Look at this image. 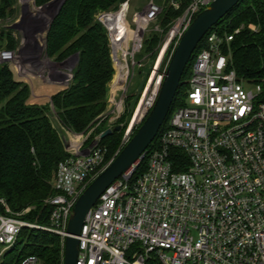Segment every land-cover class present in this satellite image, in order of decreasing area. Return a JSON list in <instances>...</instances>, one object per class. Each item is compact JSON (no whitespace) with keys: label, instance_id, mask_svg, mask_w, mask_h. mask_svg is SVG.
Instances as JSON below:
<instances>
[{"label":"built area","instance_id":"2783aa9c","mask_svg":"<svg viewBox=\"0 0 264 264\" xmlns=\"http://www.w3.org/2000/svg\"><path fill=\"white\" fill-rule=\"evenodd\" d=\"M130 1L96 17L113 68L110 126L124 112L132 80L142 75L127 141L153 108L177 42L213 0H191L166 31L159 23L163 6L156 0L133 12ZM168 6L179 9L175 0ZM237 33L213 29L206 35L190 69L184 105L172 114L157 147L146 150L88 211L77 238L76 264H264V97L260 85L237 79L224 54ZM152 34L159 41L146 51ZM17 54L0 51V62L14 64L16 74ZM66 151L53 181L56 194L46 201L48 225L22 219L0 198V258L24 229L59 236L63 249L73 205L109 163L98 142ZM18 264L39 260L27 256Z\"/></svg>","mask_w":264,"mask_h":264},{"label":"trees","instance_id":"16d2710c","mask_svg":"<svg viewBox=\"0 0 264 264\" xmlns=\"http://www.w3.org/2000/svg\"><path fill=\"white\" fill-rule=\"evenodd\" d=\"M52 1L34 0V4L43 7ZM123 1L64 0L47 31L45 55L56 64L74 58L75 65L69 83L51 96L49 104H33L30 87L17 81L9 66L0 62V198L13 213L29 208L22 217L24 220L48 225L51 207L46 201L56 194L53 181L57 165L69 155L61 133L65 130L85 134L106 110L113 68L105 31L96 17L103 12L115 11ZM165 1L159 17L164 31L191 0H175L178 10L168 6L169 0ZM15 3L16 0H0V21L14 15ZM213 29L226 35L238 30L224 48V54L230 56L231 69L237 79L260 85L264 97V0H240ZM4 37L9 41L8 48L14 49L15 41L11 35L1 31L0 41ZM205 40L206 36L187 64L166 122L147 152L157 147V139L168 127L172 114L184 105L190 69L196 55L205 47ZM158 41L159 37L152 34L145 43V50L150 51ZM138 95L129 93L125 104L128 110L122 121L130 119ZM51 114L59 127L53 124ZM126 123L120 132H112L100 139V145L106 150L104 162L108 163L116 156ZM142 170L144 161L136 173ZM15 249L19 252L17 259L8 255ZM4 256L2 264H18L27 256L37 257L40 264H62L63 249L59 236L24 229L14 247Z\"/></svg>","mask_w":264,"mask_h":264},{"label":"water","instance_id":"95a60500","mask_svg":"<svg viewBox=\"0 0 264 264\" xmlns=\"http://www.w3.org/2000/svg\"><path fill=\"white\" fill-rule=\"evenodd\" d=\"M239 1L240 0H213L207 8L202 10L194 18L188 29L179 39L167 66L166 74L153 108L124 147L86 186L73 205L65 230L67 237H65L63 245L62 264H76L79 244L77 238L81 234L84 219L88 211L95 205L98 198L114 181L136 164L154 141L161 127L166 122L181 78L199 43ZM63 2L64 0H54L38 9L46 10L57 5L56 11L52 17L53 19L58 14ZM52 19L48 24L47 31ZM47 31L44 39L45 44ZM39 49L40 46L38 44H28L24 49H21L19 54L26 55L31 53L37 55L36 51H39ZM120 131L121 126H115L112 129L104 131V133L100 135V138L112 132Z\"/></svg>","mask_w":264,"mask_h":264},{"label":"rangeland","instance_id":"374dc122","mask_svg":"<svg viewBox=\"0 0 264 264\" xmlns=\"http://www.w3.org/2000/svg\"><path fill=\"white\" fill-rule=\"evenodd\" d=\"M22 1L16 0V3L14 5L16 12L14 13L12 17H9L3 21H0V32L4 31L5 33H9L11 35V37L15 41V48L14 49L8 48L9 41L4 37L0 41V51H4V50L15 51L17 54L18 52L21 51V49H24L28 44H33V43L38 44L40 46V49L39 51H36L37 59L34 61L35 65L30 74L34 75V77H36V80H38L40 84L42 82H45V80H47L46 79L47 77L49 81L51 82L64 83L66 80H68V76L71 75V71L75 65V59L72 58L70 60H67L64 63L56 64L52 62L51 60H49L45 55L46 44H45L44 39H45L48 24L56 11L57 5L41 11L38 9L39 7L35 6L34 0H22ZM147 1L148 0H131L129 4V12L142 9L144 5L147 3ZM124 2L125 1H123V3ZM156 2L160 4L161 6H164L166 1L156 0ZM23 3H26V4H23ZM144 54L145 52H143L141 55H144ZM16 56L18 57V60H20L21 62L23 61V59L21 58V54L18 53ZM7 65L12 71L14 78L18 79L16 71H15V65L14 64H11V65L7 64ZM29 72L30 71L24 72L27 77H30ZM26 76H24L25 78L24 77L23 78L27 80ZM141 79H142V75H138L132 80L133 84L129 90L130 93L135 94V91L137 90V88L140 87L139 83ZM125 106H124L123 114L120 116L117 122L112 123L111 126H110L111 124L110 118L112 117V115L109 112L110 106H108L106 107V110L104 114L102 115V118L98 120L96 124L92 126L85 134L82 133L80 135L78 134L76 136H72L70 134L66 135L65 132L63 131L61 135H62L66 148L68 147L70 150H74V149L81 150L97 142H98L99 147L104 148L103 146L100 145V140H98L97 137L104 133L103 132L104 129H112L113 127L118 126V125L121 126L122 128V126L125 125V123L127 122L126 119L123 121L121 120L123 115L127 113V110H128L127 107ZM53 115L51 114L52 118L54 119L55 117ZM129 122L130 120H128V122L126 123L125 130L121 132L120 143L117 147L116 154L127 143V138H126L127 135L125 134H126V131H128ZM53 124L56 127H59L56 119L53 121ZM100 128L102 129L99 130ZM135 131L133 130L129 138H131V136L134 134ZM106 164L107 162H105V165ZM29 210H30L29 208H26L22 210L21 212H19V214L22 213L21 217H23L24 215H26V213L29 212ZM18 253L19 252L17 251V249H15L13 252H11L8 255L9 257L17 259ZM4 260H5V256L3 255L0 258V264H2Z\"/></svg>","mask_w":264,"mask_h":264},{"label":"crops","instance_id":"0c3cea01","mask_svg":"<svg viewBox=\"0 0 264 264\" xmlns=\"http://www.w3.org/2000/svg\"><path fill=\"white\" fill-rule=\"evenodd\" d=\"M21 58L23 59V61H20L21 68L19 69V73H17V81L27 84L30 87L33 104H49L51 96L57 92L62 91L66 86L64 85V83L51 82L49 81L48 77L46 78L47 80H45L46 83L42 82L40 84V82L36 80V77L30 74L35 65L34 58L29 57L28 54L21 55ZM25 71H30V77L26 76V74L24 73ZM24 76L27 77V80L24 79ZM66 149L67 148L65 146V150Z\"/></svg>","mask_w":264,"mask_h":264},{"label":"bare ground","instance_id":"6f19581e","mask_svg":"<svg viewBox=\"0 0 264 264\" xmlns=\"http://www.w3.org/2000/svg\"><path fill=\"white\" fill-rule=\"evenodd\" d=\"M22 1V0H21ZM23 2V1H22ZM40 10V9H39ZM41 11H42V9H41Z\"/></svg>","mask_w":264,"mask_h":264}]
</instances>
